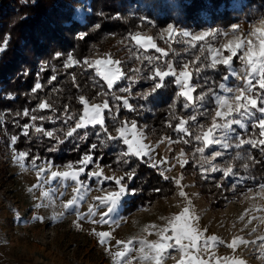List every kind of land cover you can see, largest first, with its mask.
<instances>
[{
	"label": "trees",
	"instance_id": "16d2710c",
	"mask_svg": "<svg viewBox=\"0 0 264 264\" xmlns=\"http://www.w3.org/2000/svg\"><path fill=\"white\" fill-rule=\"evenodd\" d=\"M79 4V0H0V112L4 117L3 125L0 124V150L9 144L11 136L18 138L12 142L16 151L25 152L29 159L38 162L44 159L61 165L79 161L88 154L100 165L121 170L125 173L122 181L131 192L122 200L120 210L127 215L172 195L174 183L148 166L145 159L125 155L126 146L120 138L108 137H114L115 130L125 122L134 121L150 135H165L178 141L186 153L193 155L199 144L193 133L210 123L215 106L211 94L205 100L198 97L209 88L216 93L228 74L227 66L220 63L215 69L205 67L212 62L207 45L218 46L222 29L235 18L253 22L264 16V0H85L88 11L82 20L74 18ZM169 23L192 30L209 28L210 33L194 42L179 36L167 41L163 44L169 53L167 57L153 49L140 48L132 39L136 30L149 29L155 33ZM96 46L111 49L124 73L112 88L91 68L65 65L68 55L82 62ZM165 61L174 69L185 63L192 69L193 102L187 109L183 107L186 98L177 95L174 77H166L164 81L148 78L154 66L167 70ZM233 63L241 62L236 57ZM197 67L202 68L198 75ZM70 76L91 89L99 100L108 101L110 109L103 113L106 132L100 125H89L67 137L66 129H73L82 111L77 94L68 84ZM37 82L42 87L33 92ZM155 83L163 86L153 93ZM125 87L131 89L130 94L121 91ZM146 93L149 95L145 98ZM261 94L264 96V91ZM113 96L128 98L136 111L124 109L122 99L117 102ZM40 101L50 107L40 109L37 106ZM26 109L28 116L24 115ZM194 115L196 121L188 119ZM41 116L45 119L41 120ZM68 116L75 118L68 120ZM32 117H36L35 121ZM181 118L187 121V132L176 131ZM26 124L30 125L28 135L23 134ZM252 124L249 121L247 129L239 132L243 138L255 141L256 146L233 147L222 158L221 163L230 166L232 175L225 177L214 172L204 175L193 158H188L181 169L184 175L192 176L196 188L208 198L211 210L223 208L232 198L264 184V145L259 144L262 136L258 125L253 128ZM35 126L44 131L37 132ZM47 131H52L54 137H47L44 134ZM93 143L97 148L89 152ZM241 176L244 179L236 183Z\"/></svg>",
	"mask_w": 264,
	"mask_h": 264
},
{
	"label": "rangeland",
	"instance_id": "374dc122",
	"mask_svg": "<svg viewBox=\"0 0 264 264\" xmlns=\"http://www.w3.org/2000/svg\"><path fill=\"white\" fill-rule=\"evenodd\" d=\"M79 3L75 8L74 18L82 20L88 9L85 0H79ZM169 25L173 26L171 35L168 31ZM256 29H264V16L253 22L235 18L230 26L222 29V39L218 46L207 45L211 61L213 54L217 52L219 53L217 59L231 55L225 47L229 42L242 43V47L237 51L238 60L247 50L249 41L258 49L259 40L264 38V35L255 32ZM185 31L189 35H177ZM209 33V28L192 30L169 23L155 33L149 29L136 30L132 38H150L151 42L166 52L163 44L175 40L178 36L194 42L197 40L193 37L205 38ZM144 43L145 40L142 39L141 44ZM139 47L148 49L146 46ZM97 61L101 63L98 64ZM240 62L227 66L228 74L221 82L231 91L224 92L218 88L216 94L231 98L237 94L236 89H246L247 66L245 62L241 60ZM76 64L93 69L94 74L106 83L101 73H106L110 68H119L120 73L124 75L118 58L105 46L102 48L96 46L82 62H78L72 55L66 57V66ZM185 64L191 72L189 64ZM185 64L175 70L177 72L183 70ZM257 79L256 74L251 77L255 89L251 95L254 97L257 93L262 95L261 92L264 91L259 88ZM68 84L80 102L81 97L89 106L104 102L99 100L91 89L77 81L75 76L68 78ZM191 86L193 89L192 84ZM178 91H181L180 86ZM263 103L260 102L258 106L262 107ZM40 104L41 101L37 106ZM81 104L80 115L83 114L84 108V103ZM217 107L215 103L210 123L205 129L211 124ZM253 112L254 118L240 117L237 114H234L233 118L241 119L245 126L243 129H247L249 121L255 120L258 125V119L264 118V114L255 109ZM3 118L0 112L1 125L4 122ZM78 120L79 117L72 128H75ZM133 122H125L122 125L129 129L126 133L129 139H133L131 131ZM232 127L236 131L230 134L232 137L230 142L233 145L231 148L221 149L219 145H210L203 154H200L196 152L197 147L203 146L199 142L191 155L181 148L178 141L165 135H150L144 131L143 125H136L135 139L144 146L143 152L147 153L138 158L145 159L148 166L164 177H170L175 190L172 195L156 199L151 205L140 207L127 215L120 213L122 200L131 193L127 191L126 184L122 181L124 172L100 165L94 160L87 166L81 165L79 162L84 157L79 161L65 162L61 165L44 159L38 162L36 159H29L25 152L16 151L12 147L13 137L9 136V144H5L0 150V264H121V262L157 264V259L141 258L142 255L155 256V252L141 242H162L160 233L164 229H167L164 235L170 236L172 231L169 221L185 208L188 209L187 215L191 218L192 228L200 234L195 242L196 247L190 246L191 241L183 240L182 243L186 246L183 252L179 246L167 248L160 254L158 264H196L197 260L205 264H237L238 261H242L243 264H264V184L256 190L248 189L239 198H232L223 208L211 210L208 198L196 188L192 176L184 175L181 171L188 158L196 160L198 170L204 175L213 173L211 171L213 166L224 170L230 168L221 163L223 156L233 147L236 148L239 139L252 140L240 135L241 128L238 125ZM37 128L39 127H34ZM119 128L115 130L113 136L123 142L118 132ZM69 130L70 128H67L66 132ZM125 146L127 153V145ZM242 146L247 147L249 144ZM216 151H221L222 156L215 157ZM21 153L26 155L22 156ZM80 167H84L85 170L79 173L76 180L71 176L67 178L51 176L53 171L78 172ZM93 173L99 175L95 176ZM214 173L224 176L222 171ZM109 192L119 194L115 205L108 203ZM70 200L74 203L66 209L65 205ZM110 208H114L115 211L109 212ZM99 233H108L103 243ZM212 237L215 239H211ZM118 241L121 243L118 244ZM168 243L174 244V241ZM125 244L128 245L127 251ZM117 252L125 254L115 258L114 254Z\"/></svg>",
	"mask_w": 264,
	"mask_h": 264
},
{
	"label": "snow or ice",
	"instance_id": "6c2138e0",
	"mask_svg": "<svg viewBox=\"0 0 264 264\" xmlns=\"http://www.w3.org/2000/svg\"><path fill=\"white\" fill-rule=\"evenodd\" d=\"M235 27V26H234ZM173 26L169 25L168 26V31L169 34H172ZM255 32L261 33L264 35V29H256ZM177 35H183L187 36L189 35L188 32H183V33H177ZM204 37L203 36H195L193 37L194 40H202ZM138 46H146L148 49H153L155 52L159 53L160 56L167 57L169 53L165 52L163 49H160L156 46L155 43L151 42L150 38H140V37H133L132 38ZM144 39L145 43L144 45L141 44V40ZM228 51L231 53L229 56H225L222 59H217L219 57V53H214L213 54V60L210 65H206L205 67H211L212 69L216 68V65L218 63L223 64L225 66L231 65L234 60L237 57V51L242 47V43H236L232 44L229 42L228 45L225 46ZM159 59V57H157ZM239 59L243 62L246 63V71H248V77L245 78V84H246V89H236L237 94L231 98L224 96V95H218L216 94L213 89L209 88L207 93L201 94L198 99L199 100H205L209 94H211L214 99L215 103L218 105L215 111V115L212 118L211 124L205 129L203 125L200 126L198 132L193 133L194 139L197 142L202 143V147H197L196 152L203 154L205 152L206 148H209L210 145H219L221 149H229L233 145L230 142L232 137L231 133H234L236 129H234L232 126L233 125H238L241 129H243L245 126L242 123L241 119L233 118L234 114H237L240 117H245V118H254L255 117V112H253V109L258 111L261 114H264V107L258 106L260 102H264V96L260 95L259 93L256 94L254 97L251 95L252 93L255 92V89L252 86V81L251 77L256 74L258 76L257 83L260 89L264 90V38H261L259 40V46L258 49L256 46L253 44L252 41L248 42L247 45V50L243 52L242 56H239ZM97 63H101L100 61H97ZM148 63L152 64V60L148 59ZM166 68L167 70H164L163 68L160 67H155L152 70V76L148 77L149 79H154V78H159L160 81H164L166 77H174V84L180 86L181 91L177 93L178 96H183L186 98V102L184 103L183 107L187 109L190 104L193 102V96L191 95L192 92V86L189 83L190 77L192 76V73L188 71V65H184V69L177 72L171 63H168L165 61ZM100 70L98 69V72ZM202 71V68L197 67L195 69L196 74L198 75ZM104 75L105 80L107 81V86L108 88H112L114 83L117 80H120L123 76L122 73H120L119 68H110L106 73H101ZM54 79V77H53ZM162 83H155V86L152 89V92H156L162 87ZM42 85L37 82L34 85V88L32 89L33 92L36 90L40 89ZM219 88L222 89L224 92H230L231 89L226 87L224 83H221L219 85ZM121 91L126 92V93H131L130 88H122ZM145 98L149 95L148 93L144 94ZM112 99L114 101L119 102L122 99V106L124 109H128L130 111H136V109L129 103L128 98H121L119 96H113ZM81 102L84 103V108H83V114L79 115V120L76 122L75 128L71 129L67 133V137H71L74 132H76L77 129H82L86 128L89 125L95 126V125H100L102 126L103 130L106 132L107 128L104 127L105 125V116H104V111L110 109V105L107 100H105L102 104H92L89 106L87 103L83 101V97H81ZM50 107L46 103H41L39 105L40 109H46ZM117 112L120 111L119 108L116 109ZM25 116H28V110L26 109L24 112ZM204 115H207V112L204 113ZM75 117L74 116H68V120H73ZM219 118V119H218ZM33 121H35L36 117H32ZM41 120H44L45 117L41 116ZM191 121H196L197 117L191 116L188 118ZM187 121L183 118L179 120V123L176 124L175 128L176 131L179 132H187L188 129L185 127V124ZM171 126V125H170ZM30 125H25L24 126V135H28V128ZM252 127L255 128L257 127V124L255 123V120H253ZM258 127L260 130V136L264 137V118H259L258 119ZM135 128L136 124L133 122L132 125V133H133V139H129L126 133L129 131L124 126H121L118 129V132L120 134V137L123 139V143L127 145V154H132L134 156L140 157L143 155H147V153L143 152V145L139 143L138 140L135 139ZM37 132H43V128H37ZM47 137H54V133L52 131H47L44 133ZM87 135V134H86ZM99 135V134H97ZM66 137V138H67ZM18 139L16 137L13 138V141ZM108 139L110 140H115L117 137H111L109 136ZM185 143H188V141H185ZM244 144H250L253 147L256 146L255 141L253 140H244V139H239V143L235 145L236 148H240ZM260 145H264V139H261L259 141ZM97 148V144L93 143L90 145L89 152H93ZM21 155H26L25 153H21ZM215 157H221L222 152L221 151H216L215 152ZM93 162V157L91 155L86 154L84 158L79 162L81 165L87 166ZM69 167H72L69 165ZM84 167H80L78 172H59V171H53L51 173L52 177H69L73 180H76L77 176L79 173L84 172ZM43 171V169H42ZM212 172H217V171H222L223 175L225 177H228L229 175L233 174V170L231 168H228L227 170L224 169H218L217 167L213 166L211 168ZM93 175L98 176L99 173H93ZM129 179H131V175H129ZM244 177H239L236 181V183H239L241 180H243ZM179 183V181H177ZM123 191V189H121ZM47 195V193H45ZM183 195V193H181ZM119 194L118 193H108V197H110L108 203L115 205L116 201L118 199ZM74 201H69L67 205H65V208L67 209L69 205L73 204ZM115 211L114 208H110L109 212ZM188 209L185 208L182 213L179 215L175 216L171 221H169V225L171 227L172 234L170 236H165L164 232L167 231V229H164L161 233V241L162 242H149V241H142L141 243L143 245H146L148 249H151L155 252V256H149V255H142V259H157V264H158V258L160 254L166 250L167 248H171L174 245L179 246L181 251L183 252L186 248V246L182 243L183 240H189L191 241V247H196V241L199 239L200 234L195 232V230L192 228L190 224V217L187 215ZM101 237V242H104V239L108 236V233H99ZM211 239H215V237H212ZM169 241H174V244L168 243ZM118 244L121 242H117ZM235 244V241L233 242V245ZM233 245H229V247H232ZM128 250V245L125 244V251ZM143 248L141 249V252L143 253ZM125 253L124 252H117L114 254L115 258H119L123 256ZM123 264V262H121ZM196 264H205L203 261H196ZM237 264H243L242 261H238Z\"/></svg>",
	"mask_w": 264,
	"mask_h": 264
}]
</instances>
